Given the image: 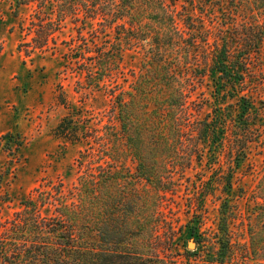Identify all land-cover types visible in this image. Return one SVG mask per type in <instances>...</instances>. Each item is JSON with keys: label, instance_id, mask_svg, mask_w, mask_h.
I'll return each mask as SVG.
<instances>
[{"label": "trees", "instance_id": "trees-1", "mask_svg": "<svg viewBox=\"0 0 264 264\" xmlns=\"http://www.w3.org/2000/svg\"><path fill=\"white\" fill-rule=\"evenodd\" d=\"M179 1L190 3L193 10L202 7V16L214 9L212 4L204 5L202 0H12L15 16L21 9L31 11L29 27L19 23L22 33L25 31L30 37V42L18 44V49H24L27 57L47 53L49 42L56 44L54 36L65 28L66 22L74 25L81 39L85 30H91L90 35L95 38L114 33V42L107 41L106 50L96 48L95 56H88L89 48L84 43L86 48L78 60L84 67L87 85L98 90L109 87L105 80L116 81L119 73L116 59L122 61L125 50L143 47V42L151 38L152 44L147 49L151 61L145 64L136 95L128 94L119 85L108 90L115 122L107 127V135L130 153L137 163V176L154 182L155 189L163 193L171 190L166 183L161 186L164 178L155 167L159 160L177 159L179 172L183 173L193 161L202 162L206 152L211 161L219 159L227 140V161L237 168L240 161L247 158L248 143L259 137L250 127L255 125L259 112L253 110L246 95L236 103L241 112L235 117L222 108L204 113L203 105L209 101L204 94L197 97V89L208 77L213 79L217 91L228 85L235 93L245 91V80L254 75L250 68L253 54L258 53L259 44L264 40V4L248 22L240 23L228 12L229 18L219 22L217 28L203 31V25H198L203 17L196 15V19L202 20L195 22L185 6L180 5L182 11L178 9ZM181 24L185 30L180 28ZM166 47H178V50L169 54ZM153 92L154 109L148 111L145 110L147 104L138 105L136 97L145 99ZM194 96L199 101L193 100ZM216 97L219 99V94ZM55 134L70 143L79 139L69 117L61 120ZM171 174L167 175L169 181ZM234 175L235 169L231 166L227 174L218 176L223 191H231ZM116 176L111 172L100 174L102 198L108 184L110 191L122 188ZM80 181L77 193L67 194L62 186H49V192L40 193L35 202H27L25 209L12 220H0V264H177L164 249L156 248L157 236L152 229L128 226L124 222L128 218L121 220L120 225V216L115 218L120 196L115 203L113 198L110 207L100 205L96 230L94 176ZM3 182L0 167V191ZM259 186L263 206L255 219L260 229L250 228L248 241L236 240L229 223L234 215L233 206L225 201L219 231L211 242L201 237L197 227L190 230L194 244L204 248V252L185 254L188 262L199 264L203 253L206 264H264V179ZM207 188L198 195L199 203L208 195ZM45 205L53 207L51 217H42L37 210L38 206ZM130 206H127L128 211ZM199 212L201 210H197ZM133 239H139V245L144 244L147 250L130 244ZM169 247L171 249L172 244Z\"/></svg>", "mask_w": 264, "mask_h": 264}, {"label": "rangeland", "instance_id": "rangeland-1", "mask_svg": "<svg viewBox=\"0 0 264 264\" xmlns=\"http://www.w3.org/2000/svg\"><path fill=\"white\" fill-rule=\"evenodd\" d=\"M202 3L212 4L214 9L202 16V7L193 10L190 3L183 1L178 9L182 11L180 5L185 6L195 22L202 20L196 19V15L202 16L203 22L198 25H203L201 30L206 31L217 28L219 22L229 18L228 12L240 23L248 22V18L252 20L264 0H202ZM13 12L12 0H0V167L4 173L0 191L3 197L0 200L2 222L12 220L16 213L25 209L27 202L38 200L40 193L49 192V186H62L67 194L77 193L80 180L93 175L96 230L100 222V205L110 207L113 198L115 203L120 196L115 215V218L120 216V225L123 223L121 220L128 218L124 221L128 226L152 229L157 236L156 248L164 249L163 252L168 253L177 264H194L187 261L185 254L204 252L200 245L194 244L193 248H189V244L194 243L189 235L193 227H197L206 242L214 239L221 225V210L225 201L233 206L234 215L229 223L236 240L243 242L241 238H245L248 241L250 228L260 229L255 218L261 212L260 206H263L260 199L263 192L259 184L264 179V40L259 44L258 53L253 54L250 68L254 75L245 80L244 92L235 93L230 85L217 91L213 79L208 77L197 89V97L204 94L209 101L203 105L204 113L222 108L224 112H232L237 117L241 110H238L236 103L243 95L250 100L253 110L259 112L255 125L250 126L258 132L259 137L248 143L247 158L240 161L237 168L228 162L226 140L219 159L211 161L210 154L206 152L202 162L193 161L183 173L179 172L177 159L159 160L155 167L164 178L161 186L166 183L171 190L163 193L155 189L154 182L137 176V163L130 153L120 142L114 143L113 138L110 140L107 135V127L115 122L108 90L119 85L128 94L136 95L145 64L151 61L147 54L152 44L151 38L143 42V47L125 50L122 61L116 59L119 72L116 81L105 80L109 87L98 90L87 85L85 72L82 71L84 67L78 64V60L86 48L84 43L89 48L88 56L92 57L96 55V48L106 50V42H114V33L95 38L90 35L91 30H85L81 34L84 42L74 25L66 22L65 28L54 36L56 44L49 42L50 50L47 53L27 57L24 49H18V44L30 42V37L26 36L25 31L22 33L19 23L25 28L29 27L31 11L21 9L17 16ZM180 28L185 30L183 24ZM165 50L172 54L177 52L178 47H166ZM218 94L219 99L216 97ZM154 97L155 92L145 99L138 96L136 100L138 105L147 104L145 110L150 111L155 108V104L151 103ZM192 98L199 101L195 96ZM125 99L129 101L128 97ZM65 117L72 119L77 129L79 139L76 143L55 134L56 127ZM179 154H182L181 150ZM231 166L235 169L234 184L231 191L226 192L223 191L222 180L217 179L222 173L227 174ZM109 172L117 175L122 188L110 191L111 185L108 184L106 195L102 198L99 177L101 173ZM168 174H171L170 181ZM205 182L208 184L203 185ZM206 188L208 195L199 203L198 195ZM76 198L75 202L78 201ZM128 205H131L129 211ZM37 210L42 217L48 218L54 214L50 205L38 206ZM197 210L201 212L197 213ZM139 243V239L130 242L140 250H147L144 244ZM171 244L173 247L169 249ZM200 255L202 261L199 264H206L203 262L205 255ZM193 259L197 260L198 257Z\"/></svg>", "mask_w": 264, "mask_h": 264}, {"label": "water", "instance_id": "water-1", "mask_svg": "<svg viewBox=\"0 0 264 264\" xmlns=\"http://www.w3.org/2000/svg\"><path fill=\"white\" fill-rule=\"evenodd\" d=\"M193 247H194V243H190L189 248H193Z\"/></svg>", "mask_w": 264, "mask_h": 264}]
</instances>
